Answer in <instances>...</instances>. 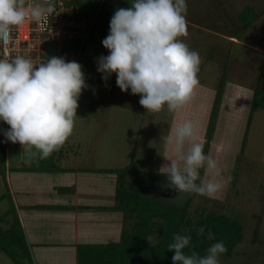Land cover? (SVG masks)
<instances>
[{"label":"rangeland","instance_id":"obj_1","mask_svg":"<svg viewBox=\"0 0 264 264\" xmlns=\"http://www.w3.org/2000/svg\"><path fill=\"white\" fill-rule=\"evenodd\" d=\"M186 2L187 36H182L180 39L184 40L191 49L197 50L201 57L198 72L199 83L191 98L174 111H168L166 106L159 112L146 110L139 103V94H131L130 89L121 91L115 83V73L106 81L101 79V73L96 70V58L102 54L107 55L108 50L92 37L79 53H73L71 59L82 65L88 87L81 92L76 109L77 116L74 118V127L70 135L72 137H68L69 140L66 139V141L72 146L77 144L71 142V139L88 144L90 133L94 132L93 135H97L103 131L105 123L101 119L97 123L101 112L116 115L118 119H122L124 115H130L129 121H114L116 123L113 127L120 129L117 132L124 130L126 132L120 138L112 139L103 146L106 151L107 147L108 150L114 149L137 127L140 130L137 143L139 147L134 153V163L139 167L143 164V153L148 143L152 142L156 146L164 143L163 137L167 131L159 125L155 127L154 119L161 118L168 123L173 112L178 114L174 124L185 120L194 122L196 142L199 141L198 138L201 135L204 146L206 126L224 69L219 108L217 117L215 115L216 121L212 126L214 127L212 138L217 145L215 144L216 146L208 151L211 154L210 157L216 160L217 167L209 171L205 166L202 179H230L227 185L211 197L198 193L193 194L188 207V216L197 217V212L201 208H207L240 218L243 222H241L243 238L234 247L231 256L220 255V264H264V110L261 108H256L252 114L250 125H248L247 140L241 151L244 125L249 114L255 83L259 75L264 77V0H186ZM80 3L82 9H89L94 13L97 11L104 20V25H98L97 36L102 34L107 36L109 30L107 21H110L115 9L131 7V0H87V2L80 0ZM246 5L253 6L260 15L242 34L235 37L234 33L242 27L237 15ZM209 82L215 85V88L213 87L214 99L211 98L210 93L208 95ZM261 85L264 87V78ZM113 95H115L114 99L110 97ZM124 97L127 100L125 104ZM135 111L143 114L146 119L144 118L143 121L140 117L137 119V116L133 115ZM136 120L139 121L138 124ZM111 133L114 135L112 130H110V135ZM94 138L90 143L95 142ZM140 139L145 147L140 143ZM24 156L32 159V154L30 155L28 151L18 147L10 148L7 151L9 166L13 167V164ZM114 156L115 158L111 159L110 154L104 153L100 160L102 166L107 167L115 160V168L128 165V154L116 152ZM153 156L157 158L159 154L156 153ZM77 161V163L83 162L81 158ZM152 162L157 163V160ZM24 163L31 164L32 161L26 159ZM139 179L141 180V176L136 175L129 177L128 180L134 188H137L141 186ZM167 183L166 178L154 180L152 183L156 187L152 188L153 193H151L155 198L152 201L153 205L172 209L182 208L185 200L191 196V192H177L175 189L164 186ZM3 191L0 184V195ZM161 198H165L166 201L164 202ZM148 199L150 200L149 196ZM4 201L8 202V199L5 198ZM107 204L105 202V206ZM104 209L107 212V208ZM2 226L6 227L7 224L3 223ZM48 229H53V225L51 224ZM61 260L50 259L46 264H62ZM0 264L14 263L4 253H0Z\"/></svg>","mask_w":264,"mask_h":264},{"label":"clouds","instance_id":"obj_2","mask_svg":"<svg viewBox=\"0 0 264 264\" xmlns=\"http://www.w3.org/2000/svg\"><path fill=\"white\" fill-rule=\"evenodd\" d=\"M131 7L115 9L109 30L101 43L107 55L96 58L101 79L116 74L121 91L139 94V103L150 112L182 107L199 83L201 57L182 36H187L186 0H131ZM53 7L24 0H0V43L7 44L13 26L25 20L39 21L53 12ZM82 65L75 60L51 56L37 63L31 58L15 56L0 59V121L10 127L3 130L8 141L35 149L41 158L49 156L71 135L78 100L87 88ZM195 135V124L185 120L170 135L163 137L175 153L163 166L166 187L177 192H195L213 196L229 179L203 180L200 169H216L217 162L203 151V144L185 141ZM204 234L205 228H198ZM209 239H213L211 233ZM150 241V238L148 239ZM191 236L173 233L174 264H220L227 251L217 241L201 256L186 254Z\"/></svg>","mask_w":264,"mask_h":264},{"label":"crops","instance_id":"obj_3","mask_svg":"<svg viewBox=\"0 0 264 264\" xmlns=\"http://www.w3.org/2000/svg\"><path fill=\"white\" fill-rule=\"evenodd\" d=\"M207 87L209 88L208 95L210 93L212 98L215 85H211L210 83ZM113 96L110 97L114 99L115 95ZM123 99L121 100L125 104L127 100L125 97ZM133 115H136L137 119L140 117L141 121L144 118L146 119L143 114H139L136 111ZM177 116L178 114L172 112L170 122L168 123L161 118H155V127L159 125L165 128L164 131H167L166 135H170L172 129L177 125L174 124ZM100 119L105 123L102 128L103 131L97 135H93L94 132L90 133L88 144L84 142L82 144V141L77 142V139H74V141L71 139L70 141L77 145L72 146L68 144V141H65L63 145L59 146L57 154L54 157L55 163L59 167L70 169L71 171H21L19 168L31 165L24 163L26 159L31 160L34 165L38 164L36 152L32 153V159L27 156L18 159L17 163L13 164V167H10L7 161L8 170H6V178L9 192L26 240L30 246L31 259L38 262V264H46L50 259H62L60 261L62 264L66 262V264H71L72 260V264H77L76 244L107 243L119 239L124 215L120 209H116L114 206L116 205L114 201L116 176L113 173L101 171L102 169L115 168L116 160L112 163L110 161L111 164L107 167L102 166L100 160L104 153L110 154L111 159H114L116 152H124L128 154V164L131 163L134 169L149 170L152 168L151 170L158 172H165L163 165L166 162L170 163L167 160L175 159L174 151L165 142L157 146L150 142L146 145L145 153H143V164L138 167L134 163V153L136 148L139 147L137 143L140 130L137 127L126 139L120 141L114 149L108 150L107 147L106 151V148L103 146L106 142L117 139V137L120 138L126 132V130L117 132L120 129L113 127L116 123L114 121L126 122L131 119V116L124 115L122 119H118L116 115H107L101 112L98 115L97 123L101 121ZM136 122L138 124L139 121L136 120ZM110 130L114 132V135L113 133L110 135ZM129 130L131 131L132 129ZM93 138L95 142L90 143ZM67 139L69 140V138ZM202 139L200 135L197 142L202 143ZM211 140L209 150L217 145L213 138ZM193 142H196L195 135L192 138L186 139L185 148L189 147ZM140 143L143 144L141 139ZM154 152L159 154L157 158H154L153 155L156 154ZM78 158H81L83 162L77 163ZM154 160H157V163H153L152 161ZM153 165L156 167H151ZM9 168H15V170L11 171ZM81 168H87L91 171H80ZM148 196L151 201L155 200L152 194ZM162 199L164 202L166 201L165 198ZM4 200L5 198L0 199V214L8 207V202ZM105 202L108 203L106 206ZM104 208H107V212H105ZM131 218L126 217V225L131 223ZM51 224L53 225V229L49 230L48 228ZM148 243L151 244L153 241L150 240ZM65 260L67 261L65 262ZM68 260H70L69 263Z\"/></svg>","mask_w":264,"mask_h":264},{"label":"trees","instance_id":"obj_4","mask_svg":"<svg viewBox=\"0 0 264 264\" xmlns=\"http://www.w3.org/2000/svg\"><path fill=\"white\" fill-rule=\"evenodd\" d=\"M74 3L79 6V14L77 16L86 21V27L81 37L64 45V49L69 52L71 59L73 53H79L85 46V43L92 37L99 43L106 37L103 34L97 36L98 25H104V20L101 18L100 13H97V11L94 13L89 9H82L80 0H75ZM259 15V12L253 6L246 5L237 15V19L242 24V27L234 33V36L237 37L242 34ZM108 23L109 21H107ZM222 74L213 109L206 126V140L203 146V151L206 155H208L209 142L213 134L214 127L212 126H214V122L216 121L215 115L217 117V110L219 108L224 70ZM263 78L262 75H259L255 83L241 141V151L247 140L248 125H250L253 111L255 108L264 110V87L261 85ZM58 148L45 158H41L39 152L35 149L25 150L30 154L36 152L38 164L34 165L31 163L30 166H24L19 169L26 172L71 171L70 169L61 168L55 163L54 157L57 154ZM7 161L6 146L0 140V184L4 189L0 195V199H8L7 209L0 214V253L8 256L14 264H34L33 259H31L30 246L26 240L9 192L6 178V170H8ZM9 170L13 171L15 168H9ZM80 171L91 170L81 168ZM101 171L113 173L116 176L114 193L116 205L114 206L116 209H120L124 215L122 229L119 239L114 242L76 244L77 264H174L172 261L174 250L167 248L173 242V233L191 236L189 245L184 249L186 254H191L192 251H195L203 256L206 254L208 247L217 241H223L227 251L221 255L231 256L230 254H232L234 247L243 238V222L238 217L229 216L223 212L207 208H201L197 212V217H189L188 207L195 192H191V196L185 200L182 208H174V210L166 206L153 205V202L150 201L151 199L149 200L146 195L153 193L152 188L156 187L152 183H154V180L164 179L165 172L137 170L132 167L131 163L122 168L102 169ZM136 174L141 176V186L134 188L128 179ZM200 174L202 178L203 168L200 169ZM126 217H132L133 222L126 225ZM1 223H5L7 226L3 228ZM200 226L205 228L204 234L198 232ZM209 233L212 234L213 239H209ZM149 238L153 243H148ZM154 238L156 239L154 240Z\"/></svg>","mask_w":264,"mask_h":264},{"label":"built area","instance_id":"obj_5","mask_svg":"<svg viewBox=\"0 0 264 264\" xmlns=\"http://www.w3.org/2000/svg\"><path fill=\"white\" fill-rule=\"evenodd\" d=\"M74 1L24 0L25 4H50L54 10L42 20H25L23 24L13 26L9 42L7 44L0 43V59L19 55L31 58L37 63L51 56L71 60L64 45L81 37L86 27V21L77 16L79 6ZM9 127L6 122L1 121L0 140L5 144L6 150L17 147L28 150L27 145L22 146L19 142L13 143L6 139L3 130Z\"/></svg>","mask_w":264,"mask_h":264}]
</instances>
